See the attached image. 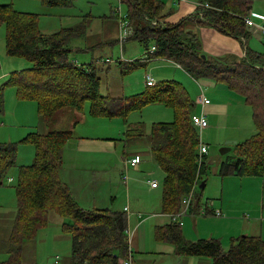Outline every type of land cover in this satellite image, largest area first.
<instances>
[{
  "label": "trees",
  "instance_id": "obj_1",
  "mask_svg": "<svg viewBox=\"0 0 264 264\" xmlns=\"http://www.w3.org/2000/svg\"><path fill=\"white\" fill-rule=\"evenodd\" d=\"M37 1L48 8L71 7L74 2ZM122 2L127 5L129 38L143 46L144 55H148L146 61L170 60L195 80L213 79L244 97L245 104L251 108L256 133L244 143L234 145L235 155L224 156L217 174L220 177H264V56L248 50L246 58L240 61L203 58L199 39L185 30L188 18L177 24L165 22L164 3L160 0ZM197 9L201 23L232 37L248 36L244 23L250 9L247 0H203ZM87 19L74 28L45 35L38 29V15L18 12L10 5L0 4L6 55L23 58L32 64L26 72L11 74L6 85L16 88L20 99L35 101L39 119L46 124L57 111L69 108L81 112L85 103H89V114L95 117L124 115L150 103L170 107L174 111L173 121L154 124L148 139L153 159L165 173L163 207L165 211L176 212L182 207L184 197L191 192L194 196L199 181L209 170L207 156L198 154L199 134L192 125L189 112L192 102L177 83L167 82L147 87V93L127 104L112 105L109 98L100 94V79L94 64L77 67L70 60L71 43L85 36L89 25ZM150 46L156 48L151 56L148 54ZM74 51H85V48L76 47ZM133 67L130 63L127 69ZM133 126L136 128L129 129L130 132L139 128V125ZM72 136V130H61L46 135L31 134L22 141L34 146L35 157L32 165L19 170L14 187L18 210L9 240L10 258L2 264H20L23 242L32 240L35 230L46 225L49 211L65 221L63 231L71 237L73 264H119L126 257L124 215L81 209L57 178L63 147ZM16 153L17 144H0V183L14 167ZM179 228L173 223L163 231H157V236L174 245L179 255L208 258L210 264H264V240L258 237H239L223 250L217 239L185 242Z\"/></svg>",
  "mask_w": 264,
  "mask_h": 264
},
{
  "label": "crops",
  "instance_id": "obj_2",
  "mask_svg": "<svg viewBox=\"0 0 264 264\" xmlns=\"http://www.w3.org/2000/svg\"><path fill=\"white\" fill-rule=\"evenodd\" d=\"M202 1L203 0H199L198 2L191 0H177L176 4H173L172 0H168L163 6V14L166 15L165 22L169 24H177L179 21L188 18L185 30L197 36L205 57L223 58L228 62L240 61L246 58L248 50L264 56V50L260 51L259 49H256L257 42L261 44L264 42V32L259 27L262 23L260 19L257 17L254 18L255 21H253L256 25L255 27H246L248 34L247 37H232L221 33L209 24L201 23L199 21L198 16H200V14L197 8ZM118 2L122 3L121 0H118ZM247 3L250 7L248 15L255 14L256 16H261V13L257 12L260 8L257 7L256 0H247ZM175 7L176 10L173 11V8ZM125 15H127V12ZM249 38L253 40L251 43L248 41ZM117 39L118 32L116 33L114 42L117 43ZM136 42L141 47L142 54L139 56V59L131 62L121 61V58H123L122 55H124V43L122 45L118 44L121 54L118 59L120 64L126 63V67L130 63L134 65L142 64L146 67L145 65H148L151 61H157L159 59H152L150 61L143 59L145 49L138 41ZM249 46H252L253 48H249ZM259 48H264V45ZM70 60L74 66H79V64L72 58ZM162 60L166 62V64L152 66V70L155 69L160 71V81L158 82L155 77L154 80L157 81L155 85L167 82L177 83L184 96L192 102V106H190L189 110L191 116L194 114L199 115L200 113L206 115L208 127L204 129L203 132H200L199 141L208 147V154L206 155L208 165L213 163L218 165L224 160V158H215L214 155L210 156L209 151L211 147L215 146L216 148H221L224 145V142L228 140L236 141L237 144L244 143L255 135L256 130L252 111L251 108L245 104L243 96L228 89L223 84H217L213 79L201 78L195 80L179 65L167 59ZM29 69H31V67L28 68V70ZM26 71L27 69L25 72ZM13 73H17V71L11 72V74ZM121 73H124V68L121 69ZM11 74L4 72L0 75V78L7 79L4 84L6 88L12 87L6 85ZM127 87H130L129 82L127 83ZM14 89L16 105H19L22 108L26 107L29 114H31L28 117L31 118V120L29 119L22 123L24 124L21 126L24 130L22 134H27L28 136L31 134L46 135L49 132L61 130H72L74 133V130L79 127H84V125L88 127L89 135H84L83 133L82 135L73 134L72 138L63 147L61 162L57 170V178L59 182L68 189L70 196L81 209L85 211H109V213L116 212L124 215L126 219L125 235L127 239V253L128 251L131 252L133 264H157V262L160 264H166L165 258L169 256H173V264L211 263L208 258L179 255L174 245L157 236V231H163V229L174 223L172 221V216L180 212L182 209L180 206L178 211L170 212L165 211L163 207V180L165 173L153 159L151 142L148 139L154 124L169 123L161 121L160 118L162 117L157 110L164 111L163 108L166 110L169 109L172 113L169 114V117L172 116L173 121L174 111L170 107L161 103H150L124 115L117 114L107 117H95L91 116L89 111L78 112L67 108L57 111L51 121L46 124L39 121L38 109H36L37 114L34 112L33 105L37 106L36 102L20 99L16 88ZM148 89L149 88L146 87L144 81L143 90H137L134 87L128 89L129 92L137 90V93L129 94L124 92L120 95L104 97L109 98L111 104L116 106V104H127L126 102L129 100L137 98L139 95H144L148 92ZM202 96L210 101L208 105L203 106L200 104V98H202ZM15 107L12 112L14 114ZM83 113H86L87 116ZM149 113H153L152 117L143 119V115ZM134 114L138 115L136 116V119H132ZM164 116L165 118L168 117L167 114ZM105 121H109V126L108 124H105ZM56 122L60 123L56 124ZM94 123H97V125L94 126ZM129 125H131V127H129ZM133 125H139V128L130 132L129 129L136 128ZM127 131L129 135L128 137ZM131 133L134 134V136H130ZM25 138H27V136L24 137V139ZM22 140L23 138L19 143H21ZM10 142H12V140ZM119 143L123 144L122 150H124L121 162L119 165L111 167L109 170L111 159H109L107 154L112 155V153L116 151L115 146ZM24 144L32 145L30 143H23V145ZM233 146L234 145L231 146V150L233 149ZM34 154L35 150H32L31 154L29 152L27 161L23 162L21 161L23 158L19 156L17 147L14 165V167H17V174H19V170L22 167L32 165L35 157ZM231 155H235V153ZM135 157H139L140 162L131 167L129 161ZM152 164L155 168L150 166ZM128 174L129 177L127 176ZM231 177L247 179L245 181H248L253 186V192L250 190L247 192L251 194L254 204H252L250 208L243 207V209H231L228 207L227 211L223 204L218 205L217 203H213L212 200L217 198L216 194L210 195L211 197L207 196L203 201V204L200 201V198L193 196V200L191 201L192 204L188 213L184 217H181L182 226L179 228L181 236L185 242H196L200 239L220 240L222 234L229 238L230 243L232 240L242 236L258 237L264 240V177L219 176V178L222 179L220 182L222 183L220 198L223 197L224 181L229 178L231 179ZM4 179L3 182L0 183V186L5 185L6 180ZM152 181L157 182L158 187L156 189L150 187ZM107 185L109 186L108 189ZM206 186L207 182L205 180V187ZM113 190H116V192L118 191V193L115 194ZM202 190L203 188L201 191ZM119 196H122V202L115 203L113 198ZM237 201L241 203L240 200H236L234 201L235 204H237ZM16 206L18 207V205ZM17 207H15V209L12 208V215L8 214L7 217L9 221L12 222L8 242L16 221ZM234 210L249 211L250 215H244V212L242 211L240 215H243V219H239L237 213H234ZM222 211H225L226 215H223ZM214 212H221V216H214ZM53 213L56 214L55 212ZM58 217L61 220V229L63 231V224L65 221L60 216ZM182 218H185L184 222L182 221ZM138 230L142 231L143 235L145 234L151 238L149 243L151 248L146 251L144 244L136 238L134 241V256L132 249V236H134ZM56 234L58 235V232ZM8 251V258L0 261V264L9 260L10 256ZM69 258V264H73L71 251ZM161 260H163V262H161ZM21 263L22 259L20 261V264Z\"/></svg>",
  "mask_w": 264,
  "mask_h": 264
},
{
  "label": "rangeland",
  "instance_id": "obj_3",
  "mask_svg": "<svg viewBox=\"0 0 264 264\" xmlns=\"http://www.w3.org/2000/svg\"><path fill=\"white\" fill-rule=\"evenodd\" d=\"M122 1V0H121ZM163 3H167L168 0H162ZM177 0H175L176 2ZM198 2L199 0H191ZM257 7L260 10L257 12L261 13L260 15L264 17V0H256ZM1 5H10L13 10L23 13H32L38 15V29L42 34L50 35L55 32L60 31L64 28H74L79 25L82 20L87 19L89 21L88 29L86 30L85 36L82 39L74 40L71 43V48L73 52L71 58L77 62L79 65H90L94 64L97 70V76L100 79V94L102 96H114L120 95L122 93L134 94L137 93V90L144 89L145 76L151 77L153 80L157 79L160 81L159 70H152V66L158 64H166L162 59L157 61H151L148 65L144 67L142 64H135L133 68L127 69L126 63H119L118 59L120 58L119 46V22L117 21V14H112L114 9L120 6V15L123 18L127 11V5L119 3L118 0H74L71 7H53L48 8L43 6L37 0H0ZM176 10V7L173 8V11ZM116 16V17H115ZM258 20V19H257ZM255 21V20H254ZM259 22V21H258ZM152 24L157 25L156 21H152ZM118 32L117 43L114 42L116 33ZM130 39V38H129ZM249 43L253 40L249 38ZM255 44V43H254ZM263 44L257 42L256 49L263 51L264 48H259ZM124 46V55L123 59L127 62L134 61L139 59V56L142 54L141 47L134 40H126L123 44ZM254 46V45H253ZM76 47L85 48V51H74ZM135 47V48H133ZM249 48H253L249 46ZM109 59H112L113 63H106ZM104 63V64H103ZM142 65V66H140ZM32 67V64L23 59V58H13L6 55L5 49V28L0 24V75L4 72L10 73L17 71V73L25 71L26 69ZM124 68V73H121V69ZM7 79L0 78V144L5 143H18L19 156L23 158V162L27 161L28 153L32 150H35L32 145L24 144L21 142V139L28 136L23 133V128L21 127L24 121H28L31 118H28L31 114L26 107H21L16 105L14 94L15 89L12 87H7L4 85ZM189 80V79H188ZM154 80V82H157ZM130 83V87H127V83ZM192 83L191 81H189ZM134 87L135 91L129 92L128 89ZM10 92V93H9ZM10 94V95H9ZM5 99V106H4ZM3 101V102H2ZM16 106V107H15ZM34 106V112L37 114V106ZM15 107V114L12 113ZM89 108V103H85L83 107V112H87ZM164 111H159V114L162 118V122L172 121V116L169 117V114H172L168 109L163 108ZM81 111V112H82ZM4 113V114H3ZM31 113V112H30ZM154 113V112H153ZM153 113L143 115V119L147 117H152ZM33 114V109H32ZM85 116H87L86 113ZM165 114L168 117L165 118ZM138 116L134 114L132 119H136ZM39 119V118H38ZM40 121V119H39ZM60 123V122H56ZM105 124H108L109 121H105ZM97 123H94L96 126ZM204 131V130H203ZM202 131V132H203ZM82 133L84 135H89L88 127H79L74 130L73 134L79 135ZM200 136V132H198ZM12 142H10L11 140ZM22 140V141H23ZM122 143H119L115 146L116 151L112 155H108L111 159V164H109V170L111 167L119 165L122 159ZM219 149L211 147L209 151L210 156H215V158L223 159L224 156L219 154ZM236 147L233 146L234 151H230L228 154H234ZM35 155V154H34ZM151 164V163H150ZM152 168H155L154 165H150ZM219 164H210L207 175L204 177L202 182H207V186L199 188V185L194 191V197L200 198L202 204L206 197H211L210 195L216 194L217 198L212 200L213 203L223 204V206L228 211V207L231 209H243V207H251L254 204L251 194L247 191L250 190L253 192V186L245 181L247 179H237L231 177V179H226L223 183L224 192L223 197L220 198V192L222 191L221 180L217 174ZM17 167L11 168L7 175L5 176L6 183L4 186H0V261L6 260L8 258L7 251L9 250L8 237L12 228V222L9 221L8 214L12 215L11 209L17 207V198L16 191L14 187L17 184L18 174L16 171ZM103 171V170H102ZM15 172V173H14ZM110 173V171H109ZM130 174V171H129ZM129 174L127 175L129 177ZM112 176V175H111ZM245 178V177H244ZM12 180L10 183L8 180ZM199 183V184H200ZM220 183V184H219ZM108 186V185H107ZM2 188V189H1ZM109 186L107 187V189ZM115 194L118 193L116 190H113ZM110 199V198H109ZM115 203L122 202V196L113 198ZM240 200L239 203L235 204L234 201ZM243 205V206H242ZM114 208V207H113ZM116 209V208H114ZM233 211V210H232ZM234 213H237L239 219H243V215H240L242 211L244 215H250L249 211L244 210H234ZM223 215L225 211H222ZM225 217V216H223ZM185 218H182L184 222ZM60 230V231H59ZM58 232V235L56 234ZM220 234V233H219ZM132 249L135 256V247L134 241L136 238L139 239L141 243L144 244L145 250L151 248L149 244L151 238L147 235H143L142 231L138 230L132 236ZM221 245L223 250H227L230 245L229 238L227 236L221 235ZM70 251H71V237L67 233H64L61 229V220L53 212H49L46 219V225L44 227H39L35 230V234L32 240H26L23 242L21 247V264H69L70 262ZM69 256V257H68ZM166 264H173V256L165 258ZM163 262V260H161ZM157 264H160L157 262Z\"/></svg>",
  "mask_w": 264,
  "mask_h": 264
},
{
  "label": "built area",
  "instance_id": "obj_4",
  "mask_svg": "<svg viewBox=\"0 0 264 264\" xmlns=\"http://www.w3.org/2000/svg\"><path fill=\"white\" fill-rule=\"evenodd\" d=\"M172 2H173V4H176L175 0H172ZM114 11L117 13V18H118V21L120 24L119 25V30H120L119 41H120V44L122 45L129 38V36L131 34V29H130L129 24L126 20L127 15H125L123 18L120 15V11H121L120 6L116 9H114ZM256 17L261 20L262 23L259 25V27L264 32V17L263 16H259V15L256 16L255 14H250V15L246 16V18L244 19L245 27H247V28L255 27L256 25H255L253 20ZM155 52H156V48L154 46H150V48L148 50L149 56L153 55ZM146 58H148V55L145 54L143 59H146ZM121 61H125V60L123 58H121ZM106 63L111 64V63H113V61L111 59H109ZM145 85H146V87H153V86H155V82L151 77L145 76ZM209 102L210 101L207 100L206 98H204L203 96H202V98H200V104H202L203 106L208 105ZM191 122H192V125L199 132L203 131L204 129H206L208 127V122L206 119V115L204 113H200L199 115H196V114L192 115L191 116ZM198 154L200 157L206 156L208 154V147L206 145H204L203 143H201L200 141H199V147H198ZM139 162H140V158L135 157L129 161V165L132 167V166H135ZM8 181L11 182L12 180L10 179ZM150 187L153 189H156L158 187L157 182L152 181L150 183ZM192 198H193V192H191L190 195L184 197L182 200L181 211L172 216V221L174 223H177L179 226H182L181 217H184L189 211V207H190ZM213 215L219 217V216H221V212H214ZM119 264H133L132 254L130 251H128L124 260L122 262H120Z\"/></svg>",
  "mask_w": 264,
  "mask_h": 264
},
{
  "label": "water",
  "instance_id": "obj_5",
  "mask_svg": "<svg viewBox=\"0 0 264 264\" xmlns=\"http://www.w3.org/2000/svg\"><path fill=\"white\" fill-rule=\"evenodd\" d=\"M203 58H205V56H203ZM236 144H237L236 141L228 140V141L224 142V145L219 149V154L221 156H225L227 153H229L231 151V146L236 145ZM204 186H205V182H202L199 184V188H201V189L204 188Z\"/></svg>",
  "mask_w": 264,
  "mask_h": 264
}]
</instances>
